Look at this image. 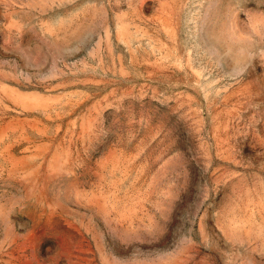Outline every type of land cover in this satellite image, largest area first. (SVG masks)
Returning a JSON list of instances; mask_svg holds the SVG:
<instances>
[{
  "label": "rangeland",
  "instance_id": "rangeland-1",
  "mask_svg": "<svg viewBox=\"0 0 264 264\" xmlns=\"http://www.w3.org/2000/svg\"><path fill=\"white\" fill-rule=\"evenodd\" d=\"M0 264H264V0H0Z\"/></svg>",
  "mask_w": 264,
  "mask_h": 264
}]
</instances>
